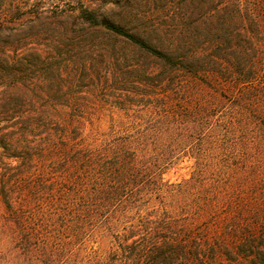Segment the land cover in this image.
<instances>
[{
  "label": "trees",
  "instance_id": "1",
  "mask_svg": "<svg viewBox=\"0 0 264 264\" xmlns=\"http://www.w3.org/2000/svg\"><path fill=\"white\" fill-rule=\"evenodd\" d=\"M172 1L129 24L79 8L73 33L113 41L105 127L36 103L60 95L70 47L10 54L27 42L0 22V230L24 255L264 264V217L240 210L264 185V0Z\"/></svg>",
  "mask_w": 264,
  "mask_h": 264
},
{
  "label": "rangeland",
  "instance_id": "2",
  "mask_svg": "<svg viewBox=\"0 0 264 264\" xmlns=\"http://www.w3.org/2000/svg\"><path fill=\"white\" fill-rule=\"evenodd\" d=\"M176 0L170 4L174 5ZM168 0H0V22L3 26L16 33L11 38H18L27 42L16 51L8 49L11 54L23 53L27 48H36L43 55L49 52V45L54 41L66 43L72 50L73 61L70 59L63 67L62 77L50 81L52 89H60V95L53 94L49 97L36 96V103L54 104L60 108L59 112L68 116L83 114L84 117L99 120L105 127L111 116V101L118 94L112 89V71L108 68L107 48L113 44L112 39L99 42L98 36L92 41L84 40L79 33H73L72 27L78 26L76 16L80 7L95 8L112 21L129 24V20L141 18L149 9L159 10ZM40 16V17H37ZM132 18V19H130ZM34 24V25H33ZM33 25V27H31ZM62 30L61 34L53 33ZM101 41V40H100ZM79 44L77 52L73 45ZM71 56V55H70ZM85 66L90 68L89 75ZM44 82H47L44 81ZM48 83V85H49ZM35 87L42 88L39 80ZM187 161H181L177 167L170 169L163 175L170 181L178 180L188 175ZM240 210L246 214L261 215L264 217V185L258 186L257 194L243 203ZM4 204L0 200V220L4 217ZM76 253V251H74ZM74 253L69 256L64 247L59 252L58 260L54 263L61 264L66 259L72 262ZM44 264L31 255H24L0 230V264Z\"/></svg>",
  "mask_w": 264,
  "mask_h": 264
}]
</instances>
